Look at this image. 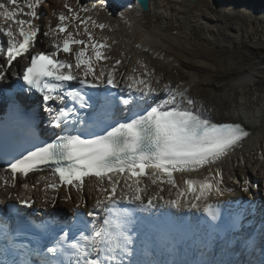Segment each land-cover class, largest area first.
Segmentation results:
<instances>
[{
  "label": "snow or ice",
  "instance_id": "obj_1",
  "mask_svg": "<svg viewBox=\"0 0 264 264\" xmlns=\"http://www.w3.org/2000/svg\"><path fill=\"white\" fill-rule=\"evenodd\" d=\"M41 4L42 0H0V33L6 38V43H0V82L15 77L21 82L17 85L21 92L41 98L49 132L41 139L26 121L22 144L12 152L0 151V181L3 186L15 187L18 176L26 178L49 166L50 175L59 177V182L45 183V192L61 185L82 192L86 178H95L99 195L87 212L80 210L78 202L73 217L59 222L52 218L51 224L41 222L38 227L43 238L34 248L16 243L21 229L0 220V264H216L157 259L159 243L154 242L149 251L140 240L142 217L138 214H151L158 208L177 212L196 209L216 221L221 215L220 202H211L210 197L223 195V176L219 168L210 166L240 145L248 130L239 122H218L194 107L195 101L179 85H164L165 95L159 98L153 85L154 70H148L147 65H141L143 76L129 74L119 93L107 87L103 95L90 92L101 85L120 87L116 78L120 59L106 71L103 66L96 70L98 63L111 59L104 52L111 46L106 37L97 40L88 24L100 29L106 25L91 16L80 18L65 0L69 15L60 12L55 28L49 22L43 32L52 37L51 47L36 50L41 28L34 21L39 19L37 8ZM90 10L80 6V11ZM77 20L79 23H74ZM69 22L74 30H69ZM61 34L62 39L57 38ZM82 35L87 39L78 38ZM155 81L159 84V78ZM125 91L126 95L120 94ZM117 103L123 106L120 115L114 111ZM13 106L23 114L21 105L13 101ZM205 166H209L208 175L203 179L185 177L181 186L175 178L177 172H196ZM165 184L170 186L169 198L161 194ZM150 185L155 186L151 194ZM250 186L257 185L244 179L242 191L249 192ZM22 187L29 189L30 185ZM17 200L27 208L34 203L27 195L17 196ZM50 202L54 205L56 198ZM125 203L131 207L123 206ZM261 252L264 255V247Z\"/></svg>",
  "mask_w": 264,
  "mask_h": 264
},
{
  "label": "bare ground",
  "instance_id": "obj_2",
  "mask_svg": "<svg viewBox=\"0 0 264 264\" xmlns=\"http://www.w3.org/2000/svg\"><path fill=\"white\" fill-rule=\"evenodd\" d=\"M42 1H45V3L49 2V4L47 7L44 5L42 8V11L44 12V18L42 17L43 20H41L40 22V24L42 25V32L39 36V39L37 40L36 50H39L40 48L51 47L50 44L52 37H45L43 35V32L48 30L49 22L50 26L55 28L56 24L59 23L58 16L60 12H64L65 15H69L68 8L64 7L65 0ZM99 2H101V4H99ZM67 3L75 12L79 13L80 18L88 17L90 16V13L93 14V11H91V6L93 4L96 5L94 11H96V9L99 10V17L94 16L95 19H92L96 20L98 23L105 24L106 27L103 29L92 28L90 23L88 24V27L97 40H102L105 37L107 38V43L111 47L108 49H104V52L106 55L111 57V59L107 61L109 68H111V66L115 63L116 59H120L122 61V63L117 66L116 78L120 77L119 71L125 74H131L133 73V68L138 70V61L144 57H148L151 58L156 64V66L152 65V63L151 65H147L148 70H160V72L154 73V86L157 85L155 78H159V81L165 80L166 82L173 83V74L171 73V71H168V69L166 68V64L160 61L161 58L159 60L158 57H155V54H162L159 49H165L166 47L165 51L169 52L171 55L176 56V58H178L179 60L185 59V56L187 55L191 57L198 56V58H200L201 60L198 62L202 66H204V68L209 67V65H212L213 69L217 71L218 67L221 68V66L214 64L213 60L216 59L219 54L224 51V49L221 46L222 44L217 45V48L215 49H210L207 46L205 47L206 43L212 45L214 40H217L210 38V36H207V32L209 31L211 36L212 34L214 35L215 32L219 34L223 32L225 36L234 39L235 37H239V32L241 30L242 36L245 34H253L255 31V28H253L252 26L253 22L256 21L261 24V21L264 19V0H199L195 3L189 2L188 0H152L149 10L145 12L140 9L135 0H79V2L78 0H67ZM81 5L91 8V10L83 13L82 11H80ZM99 6H102L104 8L102 9ZM45 7L48 13L47 15H45ZM101 12H106V17L108 16L106 22H102L101 19L103 18V14ZM121 13H123V17L121 16ZM110 16L115 17V19L118 20V24L116 25V27H114L115 25H110ZM97 17L98 19H96ZM196 17L197 20L195 19ZM192 19H195L197 22L199 21L198 27H200V29L202 30V35L207 36H203L204 39L202 40V43H190L188 39L189 37L187 35V30L193 27L191 24ZM228 19L236 20V24H234V27H230V25L224 26V22L228 21ZM239 21L241 23H238ZM74 23H79V20L75 21ZM137 27H142L144 28V30L141 28L137 29ZM111 28L113 31L117 32L114 37H110L113 35V32L111 34L109 33ZM82 29L83 25H81L80 31ZM69 30H74L73 22H69ZM175 30H177V35L174 37L172 31ZM231 33H234V35H232ZM153 35H157L158 39H153ZM119 36L129 40L128 46L126 48L129 49L131 47V52H127L126 48L125 50L122 49L121 43L115 44L114 41ZM148 36H152V41H148ZM163 37L169 40V46H166V42H164L165 39ZM57 38L62 39V35ZM159 38H161L162 40L160 41ZM239 39L240 38H238V40ZM131 41H133V43H130ZM187 42L189 43L187 44ZM133 45L136 46L132 47ZM137 45H139V47H137ZM254 46H256V49L264 48L263 43ZM135 47L140 48L139 52H135L134 54L137 56H141L140 58H138L137 61L135 58L133 59L134 55H130L133 54ZM129 55L132 58L129 57ZM209 62H211V64ZM141 73L143 74V72ZM196 86L197 85L195 82L192 83L190 81V83L184 88L187 90L186 94L189 97H194L196 99L197 102H195L194 107L198 109L205 108L203 111H206L208 114L211 115L214 120L218 122L220 120L229 122H240L246 126L247 130L250 131L249 135L242 141V143L236 146L235 149L230 152L227 157L224 158L225 161L223 165L221 162L219 163L218 161L216 164L210 166L213 170L219 168L222 172L223 178H226V173H231V169H234L232 173L233 179L235 180H232L233 183H231L230 181L223 179V183L221 185L224 190L223 195L219 197L213 195L212 197H210L211 202H230L241 197L250 198L251 191H253L255 188L250 186L249 192L242 191V182L244 181V179H248L253 185H258L259 190L262 191V193L264 194V173H262L261 175L262 178H259L258 174L255 175L252 173V171L250 172L248 170H245V167L242 168L241 164L238 161L240 157L244 159L247 154L245 152L246 150L244 149V147L246 146L245 144L248 143V141L254 134L258 135L264 130V95H261L255 99L260 102L257 104L258 109L253 110V112L249 111V114H244L240 113L239 109H237L235 110V112H232L229 115L227 111L222 110V106H220L219 104L218 106H210V102L204 101V97L198 93L199 91H195L197 89ZM248 92L244 94L247 97L240 98L241 102L239 100H236L235 102L249 105L251 102L255 101L253 100L252 96H250L251 93ZM161 95L163 94L161 93ZM219 106L221 108L217 109ZM225 106L227 107L226 103ZM257 122H259L260 124ZM260 136L261 134L259 135V138ZM260 141H262V139ZM243 145L244 147L242 148ZM251 145H254V143H252ZM255 155L258 158L260 157L259 152H256ZM230 157L234 160L232 163V165L234 164V166L232 167L230 166L231 164L229 165L226 163L227 159ZM208 167L209 166H205V168L191 173L177 172L174 175L177 182L181 186H183V179L185 177L203 179L204 176H207ZM6 175H8V173H6ZM235 176L238 178H236ZM43 177H47L48 180L42 179ZM241 177L242 179H240ZM32 178L34 182H40V185L37 186L36 190L33 192L31 191ZM240 180L242 182H240ZM47 182H53L52 176L49 172L42 174L37 173L31 175L28 179H19L16 186L12 187L11 189H9L8 187H3V182L0 181V193H3V196L5 197L7 196L6 191H9L12 194L18 193L22 197H24L25 195L32 194L33 197L37 198L38 206H43L42 199H44L45 197L49 198L50 195L53 193L50 189H48L47 192L41 191L44 184ZM145 182L150 184L147 179H145ZM24 183L29 184L30 188L24 189L22 187ZM96 184L97 181L95 179H90L87 182V190L85 191V196L82 197V199L75 196V201L66 200L63 196V193L62 196L57 200L60 201L59 207L72 208L74 202H80L82 206H86L87 208H93L95 200L99 195V193L96 191ZM164 188L165 191L162 194L169 196L170 194L168 190L166 189V187ZM154 190L155 186L150 185L148 193L151 194L154 192Z\"/></svg>",
  "mask_w": 264,
  "mask_h": 264
},
{
  "label": "rangeland",
  "instance_id": "obj_3",
  "mask_svg": "<svg viewBox=\"0 0 264 264\" xmlns=\"http://www.w3.org/2000/svg\"><path fill=\"white\" fill-rule=\"evenodd\" d=\"M48 4L49 2L45 3V6L47 7ZM99 4H101V2H99ZM46 7L44 8L45 15L48 14L46 11ZM99 7L102 9L104 8L102 6H99ZM95 8H92L91 10L93 11V14L90 13V16L92 18H94V16L99 17V10L96 9V11H94ZM82 12L85 13L84 11ZM101 13L103 14V18L101 19L102 22H106V19L108 18V16L106 17V12H101ZM98 17L96 19H98ZM110 18H111L110 25L111 26L115 25L114 27H116V25L118 24V20L112 16H110ZM195 19L197 20V17ZM195 19L191 20V24L193 27L187 30V35L189 37L188 39L190 43L196 42L197 44H199V43H202V40L204 39L203 36L205 35H202V30L200 29V27H198L199 21L197 22ZM228 21L224 22L225 23L224 26L230 25V27H234V24H236L235 22L236 20L228 19ZM262 21H261V24H259V22H256V21L253 22L252 26L253 28H255V31L253 34H250V35L245 34L242 36L241 35L242 30H241L239 32L240 34L239 37H235L234 39H232L231 37L225 36L223 32H221L220 34L215 32L214 35L212 34V36L210 35L209 31L207 32V36H210V38L217 39V40H214L212 45L209 43H206L205 47L207 46L210 49H215L217 48V45L222 44L221 46L224 49V51H222L219 54V56L213 60L214 64L221 66V68L218 67L217 71L213 69L212 65H209V67L204 68V66H202L198 62V61H201L200 58H198V56L191 57L187 55L185 56L186 57L185 59L179 60L178 58H176V56L171 55L169 52L165 51L166 47L165 49L164 48L159 49L163 55L155 54L156 55L155 57H158L159 60L161 58L160 61L166 64L167 66L166 68L168 69V71H171V73L173 74V79H172L173 83L166 82L165 80L159 81V84L156 85L157 88L162 89L164 85L170 83L173 87L179 85L182 89H184L191 81L192 83L193 82L196 83L197 89L195 91H199L198 93L204 97V101L210 102V106H214V105L218 106L219 104L220 106H222V110L227 111L229 115L232 112H235V110L237 109H239L240 113H244V114H249V111L253 112V110L258 109L257 104L260 101H257L255 99L261 95H264V48L256 49V46L254 45L262 44V43L264 45V19ZM238 23H241V22L239 21ZM138 28L139 29L141 28L144 30V28L142 27H137V29ZM82 32H83V29H82ZM112 32H113V35L110 37H114L117 33L113 31L111 28L109 33L111 34ZM172 33H173V36L175 37L177 35V30L172 31ZM231 34L234 35V33H231ZM151 38L152 36H148V41H152ZM163 38L165 39L164 42H166V46H169L170 44L169 40H167L165 37ZM238 38L240 39L238 40ZM153 39H158V36L153 35ZM159 39L160 41L162 40L161 38ZM133 41H131L130 43H133ZM114 42L115 44L121 43L122 49L125 50V48L128 46L129 40L124 39V37L119 36L115 39ZM188 43L189 42H187V44ZM134 46L136 45H133L132 47ZM130 50H132L131 47L129 49L126 48L127 52H131ZM139 50L140 48L135 47L133 54H130V55L133 56L135 52H139ZM130 55L129 57H131ZM140 57L141 56L134 55L133 59L135 58L137 61L138 58ZM139 62L140 63H138V70L141 69L140 71L143 73H144V70L141 65H144V64L151 65L152 63V65L156 66L155 62L151 58H148V57L142 58L141 60H139ZM209 63L211 64V62ZM137 71L136 73H141L140 71L138 72ZM158 72H160L159 69H157L156 71L154 70V73H158ZM246 92L251 93L250 96H252L253 100L255 101L251 102L249 105L235 102L236 100H239L241 102V99H240L241 97H244V98L247 97L246 95H244L246 94ZM192 99L195 102H197L194 97ZM225 103L227 104V107L225 106ZM220 106L217 109L221 108ZM201 109L204 110L205 108H201ZM260 134L261 136L259 138ZM261 139L262 141H260ZM252 143H254V145H251ZM245 145L246 146L244 147L243 145L242 148L244 147V149L246 150L245 152L247 154L244 159L241 157L238 159L239 163L241 164V167L242 168L245 167V170H248L250 172L252 171L253 174L255 175L258 174V177L262 178L261 175L262 173H264V159H262L261 157L262 155H264V130L258 135L254 134L251 137V139L248 141V143H246ZM256 152H259L260 154L259 158L255 155ZM224 161L225 159H222L221 161H219V163L221 162L223 165ZM233 161L234 160L230 157L227 159L226 163L229 165L231 164L230 166L232 167L234 166V164L232 165ZM233 170L234 169H231V173L230 172L226 173L227 176L225 174L226 178L224 177L223 179H226L230 181L231 183H233L232 180L235 181L233 179V173H232ZM231 174H232V177H231ZM240 179H242V177ZM240 182L242 181L240 180ZM35 183L37 182H34L33 180L32 185H35V187L39 185ZM164 187H166L167 190L170 188V186L167 184H165ZM41 191L45 192L44 187L41 189ZM175 194H176V190L173 189L171 192V195L175 196ZM67 197L69 198L70 196L67 195ZM59 203L60 202L58 201V204Z\"/></svg>",
  "mask_w": 264,
  "mask_h": 264
},
{
  "label": "water",
  "instance_id": "obj_4",
  "mask_svg": "<svg viewBox=\"0 0 264 264\" xmlns=\"http://www.w3.org/2000/svg\"><path fill=\"white\" fill-rule=\"evenodd\" d=\"M143 11H148L150 8V0H136ZM189 2L195 3L199 0H188Z\"/></svg>",
  "mask_w": 264,
  "mask_h": 264
}]
</instances>
